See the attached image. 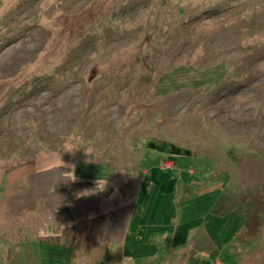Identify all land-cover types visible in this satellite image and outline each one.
<instances>
[{
	"label": "rangeland",
	"instance_id": "1",
	"mask_svg": "<svg viewBox=\"0 0 264 264\" xmlns=\"http://www.w3.org/2000/svg\"><path fill=\"white\" fill-rule=\"evenodd\" d=\"M5 191L48 222L0 231V264L116 263L123 224L264 264V0H0Z\"/></svg>",
	"mask_w": 264,
	"mask_h": 264
},
{
	"label": "crops",
	"instance_id": "2",
	"mask_svg": "<svg viewBox=\"0 0 264 264\" xmlns=\"http://www.w3.org/2000/svg\"><path fill=\"white\" fill-rule=\"evenodd\" d=\"M169 160L172 161L171 159ZM74 175H75L74 178L76 179V180L74 179V181L79 180L77 181L78 183H81V181H84V183L86 184L88 183V181H86L88 179L85 180L82 177L78 178L76 174ZM91 183L93 184L95 183V181ZM4 193L5 194H3L2 197H0L1 198L0 199L1 201L0 203V231L4 230V231L13 233L14 231L17 232L18 229L24 226L25 224H28L29 229H31L34 234H39L40 233L39 229L41 228V226L44 227L43 221L46 220L48 222V220L45 217L40 216L38 213L39 211H37V213H33L32 211H29V212L18 211L16 209L17 204L14 200L18 198H16V196L6 198L7 191H5ZM75 203L76 202H71L70 207L74 205ZM124 204L125 202L121 201L120 204L118 205L119 209L115 212L114 211L111 212V213L113 212L117 213V216L115 217L114 221L116 222L119 221L120 217L124 215L122 213L124 211L122 208ZM18 222L20 224H18ZM159 226H160L159 229H156V228L150 229L146 225L138 224V225H135L136 229L132 230V227H130L129 224L127 225V227L125 226V224H123L122 226H118L115 231L114 230L112 231L111 235L113 238H109L110 233H108V235H106V240L107 242H113V243L111 244V243L106 242L104 249L106 251L110 249L113 250L114 248L112 247L116 246L117 251L119 250L121 251L120 254L118 253L119 254L117 258L118 261L116 263H110V264H120V261L122 260L123 257L130 258L129 260L125 262V264H131V263H136V262L138 263V261L135 260L137 257V254L135 256V250H134L136 248L135 245L142 243L144 240H145V244L148 247H153V250H152L153 253L150 255L152 262H156V264H189V261H191L190 259L192 257L188 255L189 253L185 249V247L182 248V247L174 246V241H175L177 230L171 236L168 233L167 227L165 226V224H161ZM50 227L54 228V230L57 231L56 234H62V232L59 229H56L55 226H53L52 224H50ZM191 230L193 231L195 229H191ZM129 235L133 237L131 246H127V240L129 238ZM197 236L198 234L194 233V237L196 238ZM169 237H171L170 240L168 239ZM157 238L160 239V242H158V244H155L157 241ZM208 240L209 239L207 235L200 234L199 240L197 241V243H194L196 242L194 241L193 242L194 244L190 248L195 250L196 249L195 246H199V244L203 242H207ZM164 242L166 243L164 244ZM122 248L124 250H121ZM203 253L207 254L204 251ZM137 258H140V257H137ZM101 259L105 260L106 257L102 256Z\"/></svg>",
	"mask_w": 264,
	"mask_h": 264
},
{
	"label": "trees",
	"instance_id": "3",
	"mask_svg": "<svg viewBox=\"0 0 264 264\" xmlns=\"http://www.w3.org/2000/svg\"><path fill=\"white\" fill-rule=\"evenodd\" d=\"M148 146H149V148H151V149H156V150H159V151H161V152H167V153H169V154H171V155H182V154H189V152H188V150H182V149H180V148H178V147H175L174 145H170V146H168V145H162V146H160V145H156L155 143H152V142H150L149 144H148ZM77 176L78 177H80L79 176V174H77ZM83 178V177H82ZM86 179H90V178H88V177H86ZM96 180V179H95ZM95 180H89L90 182H93V181H95Z\"/></svg>",
	"mask_w": 264,
	"mask_h": 264
},
{
	"label": "clouds",
	"instance_id": "4",
	"mask_svg": "<svg viewBox=\"0 0 264 264\" xmlns=\"http://www.w3.org/2000/svg\"><path fill=\"white\" fill-rule=\"evenodd\" d=\"M129 257H123L122 260L120 261V264H125L127 260H129Z\"/></svg>",
	"mask_w": 264,
	"mask_h": 264
}]
</instances>
